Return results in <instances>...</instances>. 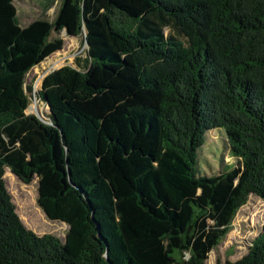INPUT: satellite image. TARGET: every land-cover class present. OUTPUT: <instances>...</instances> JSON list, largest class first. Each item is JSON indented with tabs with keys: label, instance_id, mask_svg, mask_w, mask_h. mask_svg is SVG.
I'll list each match as a JSON object with an SVG mask.
<instances>
[{
	"label": "trees",
	"instance_id": "16d2710c",
	"mask_svg": "<svg viewBox=\"0 0 264 264\" xmlns=\"http://www.w3.org/2000/svg\"><path fill=\"white\" fill-rule=\"evenodd\" d=\"M14 1L0 0V264H205L248 197L264 202V0H62L25 25ZM61 31L84 37L86 64L33 92ZM33 93L45 121L25 112ZM214 129L235 160L203 174ZM10 176L37 178L36 214L67 224L62 240L25 228ZM223 264H264V222Z\"/></svg>",
	"mask_w": 264,
	"mask_h": 264
},
{
	"label": "rangeland",
	"instance_id": "374dc122",
	"mask_svg": "<svg viewBox=\"0 0 264 264\" xmlns=\"http://www.w3.org/2000/svg\"><path fill=\"white\" fill-rule=\"evenodd\" d=\"M61 1L15 0L14 4L17 8L16 13L20 25L28 24L37 18H46V20L52 21L60 7ZM52 36L60 37L63 42L62 49L29 69L25 83L32 86L33 92L40 89L43 77L53 69L60 68L66 64L73 65V67H76L77 64L80 66L86 64L85 58L88 55L87 44L84 42L83 36H70L64 31L53 32ZM35 101L38 108L42 111L43 117H46L50 110L45 103L36 98L34 93L29 98V106L25 112L34 114L35 110H31V104ZM228 146L224 130L214 129L207 131L205 143L198 151L201 173L217 174L220 170H223L224 165L234 164L235 159L230 157ZM6 169L4 168V172ZM4 180L5 186L12 196L11 200L15 205L16 213L25 224V228L40 235L53 234L62 240L68 228L67 224L49 220L43 212H41L43 219H40L36 214L35 209H40L36 202L38 195L37 178L34 177L29 184L21 181L16 176L13 178L10 176L7 180ZM25 218L28 221H25ZM263 222L264 202L257 196L250 195L246 204H242L238 208L231 221L229 231L221 238L218 246L209 252L205 264H216L218 262L223 264L225 260L234 261L245 254L251 239L256 233H259Z\"/></svg>",
	"mask_w": 264,
	"mask_h": 264
},
{
	"label": "bare ground",
	"instance_id": "6f19581e",
	"mask_svg": "<svg viewBox=\"0 0 264 264\" xmlns=\"http://www.w3.org/2000/svg\"><path fill=\"white\" fill-rule=\"evenodd\" d=\"M31 107H32L31 110L37 111L39 113V115L42 116V117L44 116L43 113H42V111L38 108L36 101L31 104ZM43 118H45V117H43Z\"/></svg>",
	"mask_w": 264,
	"mask_h": 264
},
{
	"label": "water",
	"instance_id": "95a60500",
	"mask_svg": "<svg viewBox=\"0 0 264 264\" xmlns=\"http://www.w3.org/2000/svg\"><path fill=\"white\" fill-rule=\"evenodd\" d=\"M28 106H29V105H28ZM27 108H28V107H27ZM34 114H35V116L38 117L39 119L45 121V119H44L43 117H41L37 111H35Z\"/></svg>",
	"mask_w": 264,
	"mask_h": 264
}]
</instances>
